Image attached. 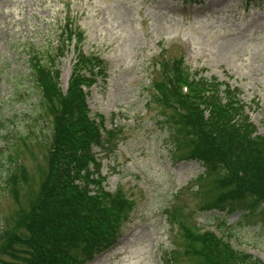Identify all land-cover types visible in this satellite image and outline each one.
I'll use <instances>...</instances> for the list:
<instances>
[{
    "label": "rangeland",
    "instance_id": "1",
    "mask_svg": "<svg viewBox=\"0 0 264 264\" xmlns=\"http://www.w3.org/2000/svg\"><path fill=\"white\" fill-rule=\"evenodd\" d=\"M64 20L82 34L76 46L106 64L104 80L87 90L91 115L100 116L107 129L115 123L122 129L108 142L114 155L105 158L107 149L94 148L103 158L91 173L102 176L98 186H121L133 201L115 244L86 264H167L169 257L191 264L188 235L197 234L198 226L264 263V208L254 214L236 208L226 215L199 209L197 203L210 195L208 181L195 179L202 165L172 161L167 131L156 119L158 105L149 98L162 65L183 56L204 76L238 87V99L263 134L264 0H0V158L21 160L30 185L12 192L0 179V233L4 218L12 221L34 198L39 168L45 172L47 166L42 142L20 146V118H28L26 107L36 101L35 87L20 91L25 54L31 47L51 49L53 31ZM72 47L59 59L62 91L74 61Z\"/></svg>",
    "mask_w": 264,
    "mask_h": 264
},
{
    "label": "trees",
    "instance_id": "2",
    "mask_svg": "<svg viewBox=\"0 0 264 264\" xmlns=\"http://www.w3.org/2000/svg\"><path fill=\"white\" fill-rule=\"evenodd\" d=\"M53 33L57 39L51 49L31 47L26 52L27 65L20 75V91L33 92L35 87L36 96L26 107L28 118H20L24 129L20 146L42 142L47 166L45 172L39 168L36 194L28 206L20 208L12 221L3 220L0 254L5 257L0 264H86L115 244L133 206L121 186L108 192L98 187L99 172L91 173L98 162L93 148L107 149L110 138L122 131L117 123L104 129V137L103 121L89 116L85 102L83 87H90L96 76L104 77L106 64L76 46L82 34L73 24L64 20ZM71 43L75 62L63 93L58 64ZM162 67L149 98L158 105L156 119L167 131L172 161L193 160L202 165L195 179L208 181L210 195L197 207L225 215L236 208L252 214L263 209L264 134L257 133L244 112L238 89L204 77L186 65L183 56ZM109 154L114 151L107 149L104 157ZM13 162L8 156L0 158L1 181L12 192L19 191L18 186L30 189L26 166L21 160ZM90 183L95 187L92 193ZM201 188L197 185L196 190ZM218 221L223 229L225 219ZM188 237L191 264H264L236 251L212 231ZM172 259L167 264H177Z\"/></svg>",
    "mask_w": 264,
    "mask_h": 264
}]
</instances>
